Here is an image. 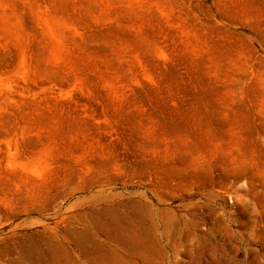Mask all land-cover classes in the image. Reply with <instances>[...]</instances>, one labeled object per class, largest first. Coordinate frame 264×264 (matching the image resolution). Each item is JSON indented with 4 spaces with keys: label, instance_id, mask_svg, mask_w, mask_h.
I'll return each mask as SVG.
<instances>
[{
    "label": "rangeland",
    "instance_id": "rangeland-1",
    "mask_svg": "<svg viewBox=\"0 0 264 264\" xmlns=\"http://www.w3.org/2000/svg\"><path fill=\"white\" fill-rule=\"evenodd\" d=\"M57 262L264 264V0H0V264Z\"/></svg>",
    "mask_w": 264,
    "mask_h": 264
},
{
    "label": "bare ground",
    "instance_id": "bare-ground-1",
    "mask_svg": "<svg viewBox=\"0 0 264 264\" xmlns=\"http://www.w3.org/2000/svg\"><path fill=\"white\" fill-rule=\"evenodd\" d=\"M112 238H113V237H112ZM130 238H131V237H130ZM97 248H98V247H97ZM127 252H128V251H127ZM128 253H129V252H128ZM52 261H53V260H52ZM42 262H43V261H42ZM55 262H56V260H55ZM58 262H59V261H58ZM58 262H57V263H58ZM43 263H44V262H43ZM63 263H64V262H63ZM45 264H46V263H45ZM58 264H59V263H58Z\"/></svg>",
    "mask_w": 264,
    "mask_h": 264
}]
</instances>
